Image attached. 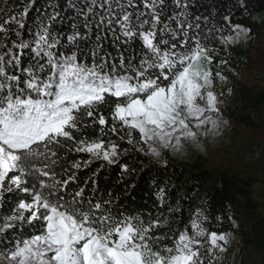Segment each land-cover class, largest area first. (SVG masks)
<instances>
[{
    "label": "snow or ice",
    "instance_id": "1",
    "mask_svg": "<svg viewBox=\"0 0 264 264\" xmlns=\"http://www.w3.org/2000/svg\"><path fill=\"white\" fill-rule=\"evenodd\" d=\"M0 5V264L222 259L235 235L208 230L207 198L187 224L166 198L170 180L155 211L125 198L146 169L204 151L230 126L225 57L252 29L216 0ZM235 7L248 13V0ZM116 167L121 191L102 190Z\"/></svg>",
    "mask_w": 264,
    "mask_h": 264
},
{
    "label": "trees",
    "instance_id": "2",
    "mask_svg": "<svg viewBox=\"0 0 264 264\" xmlns=\"http://www.w3.org/2000/svg\"><path fill=\"white\" fill-rule=\"evenodd\" d=\"M18 0H10V3ZM43 0H38L42 3ZM204 3L207 0H203ZM220 12L226 13L230 7L234 10L233 20L252 29L250 44L233 47L225 58L229 60L230 71L227 88L232 89V95L225 97L223 112L225 118L237 129L253 132L264 130V79L252 85L236 79L232 72H240L248 61L252 60V49L258 48L257 58L264 61V0H248V13L235 7L236 0H216ZM2 6V5H0ZM202 10V9H201ZM206 158L198 156L189 162H174L169 160L168 167H153L149 173L145 170L139 178L137 188L131 196L125 198L129 210L148 209L155 211L158 204L155 192L166 181L168 185L166 198L175 206L177 201L183 205L182 224H187L191 214L207 198L205 211L209 216L206 227L209 231H233L239 242L241 253L251 251L262 255L264 264V199L257 194L256 187L264 182V177L223 169H209ZM118 167L105 171L99 178L102 190L121 191L116 184ZM156 180V187L151 185ZM185 197H190L185 199ZM232 215L238 224L233 228L228 216ZM222 217L218 221L217 217ZM207 247V245H205ZM205 255V264L211 257ZM220 264H227L222 262ZM238 264H257L244 259Z\"/></svg>",
    "mask_w": 264,
    "mask_h": 264
},
{
    "label": "rangeland",
    "instance_id": "3",
    "mask_svg": "<svg viewBox=\"0 0 264 264\" xmlns=\"http://www.w3.org/2000/svg\"><path fill=\"white\" fill-rule=\"evenodd\" d=\"M248 46L250 41L242 42ZM258 48L252 49V60L243 66L241 71H233V76L243 83L252 85L264 79V61L257 58ZM260 147L263 150L262 158L256 163L249 164L246 162V155L254 148ZM198 156L206 158V166L209 169H223L233 172H242L244 174L257 175L264 177V130L253 132L246 129L234 128L231 124L226 128L223 134L215 139L209 138L205 142V150L190 147L182 154H178L170 159L176 162H189ZM169 159V160H170ZM259 188V186H258ZM264 194V192H262ZM264 199V196H262ZM222 259L217 260L215 264L225 262L227 264H238L244 259L254 262V258H260L262 255L257 252L241 253L237 238L232 240L229 250L226 254H220Z\"/></svg>",
    "mask_w": 264,
    "mask_h": 264
},
{
    "label": "built area",
    "instance_id": "4",
    "mask_svg": "<svg viewBox=\"0 0 264 264\" xmlns=\"http://www.w3.org/2000/svg\"><path fill=\"white\" fill-rule=\"evenodd\" d=\"M263 150L260 147L254 146L253 149L246 155V162L249 164L256 163L262 158Z\"/></svg>",
    "mask_w": 264,
    "mask_h": 264
},
{
    "label": "crops",
    "instance_id": "5",
    "mask_svg": "<svg viewBox=\"0 0 264 264\" xmlns=\"http://www.w3.org/2000/svg\"><path fill=\"white\" fill-rule=\"evenodd\" d=\"M256 190H257V194L259 195V197L262 198V196H264V194H262V192H264V182L258 184L256 187ZM254 262H256L257 264H263V259L262 257L254 258Z\"/></svg>",
    "mask_w": 264,
    "mask_h": 264
}]
</instances>
